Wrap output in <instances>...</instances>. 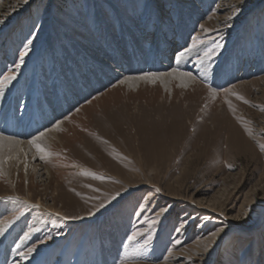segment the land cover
I'll list each match as a JSON object with an SVG mask.
<instances>
[{
	"label": "rangeland",
	"instance_id": "1",
	"mask_svg": "<svg viewBox=\"0 0 264 264\" xmlns=\"http://www.w3.org/2000/svg\"><path fill=\"white\" fill-rule=\"evenodd\" d=\"M99 10L119 47L122 25L142 38L144 66L127 76L159 73V27L171 70L192 20L180 47H201L195 83L118 79L40 129L66 119L45 159L32 146L30 160H1L0 264H264V0H0V80L16 77L0 106L14 99L17 118L34 120L73 63L86 74L83 54L107 50ZM203 60L235 77L216 85Z\"/></svg>",
	"mask_w": 264,
	"mask_h": 264
},
{
	"label": "bare ground",
	"instance_id": "2",
	"mask_svg": "<svg viewBox=\"0 0 264 264\" xmlns=\"http://www.w3.org/2000/svg\"><path fill=\"white\" fill-rule=\"evenodd\" d=\"M114 8L118 12L120 19L123 20V17H121L122 15L120 14V10L116 6H114ZM183 16L184 19H188L189 17L185 13L183 14ZM96 21L99 23V29L101 31L105 29L106 32L105 49L107 50L101 49V55L103 53V57H97V53L96 55H92L88 52L84 53V65L88 67L86 74H83V72L79 71V66H75L73 63V65L69 67L71 79L63 81L59 80L56 85L57 87L55 86L54 88V92L56 94L53 93V96L51 98H48V100H46L43 96L42 100L36 104V123L32 122V119L30 118V114H28L27 109L24 111L26 116H22V119H20V117L17 118V106L14 103V99L13 101H10L8 104H6V106H0V161L4 159H9L11 162L12 159H16V157H18V159H21V157L23 156V159H25V155H27L26 158L30 160L29 158H31V156L29 154L33 152L34 149L29 143V141H33L37 137H39V140H36V142H38L41 147L45 146L44 143L51 144L52 141H57V132L66 119L64 121L58 122L56 125L48 128L44 132H42L40 129L42 127H49L50 125H52V123H54L60 118V115L62 113L68 112L69 110L73 109V107H75V104H78L81 101L87 99V96L92 92H99L98 90L105 87L106 85L110 86L111 84H113V82L115 83V81H117L118 79H121L122 84H126L131 88L135 87L139 81L147 79L145 77H147L148 74L144 73L138 76L126 75V73L129 74L131 70L133 71V69L131 68L139 70L144 66V60L142 61V49L144 47H142L141 43L137 42H142V38H138L135 33L129 31V29L126 27V24L122 25V37L120 43L123 44V47H119L120 44L119 42H117L118 39L114 37V32L112 31L103 11H97ZM184 22L185 24H181V22L179 23V26H181L179 28L182 29L179 32L178 37L180 38V43H178L179 48L176 49V54L174 57L175 59L172 60L173 63L175 62L174 67L171 68V70L169 71L164 70L165 72H162V68L166 67L164 62L171 61V58L167 57L168 55L166 56V53L168 54L172 50L171 45L169 44L170 36L168 37L170 33L168 31H165L166 33H164L163 29L159 27V34L156 33L155 35V37H160V44L158 45L157 43L156 48L154 50V58L159 61H157L156 63L153 59L152 66L153 68H156L155 71H158L159 73L155 72V74H153L157 77L155 80H158L161 85H163V87L169 88L173 80L176 81L178 85H181L183 87H188L195 83L192 73L188 72L192 71L194 67L199 68V66L195 65L194 63V56L201 52V47H196L194 49L189 50L187 49V47H180V45L186 42V34H188L189 32L192 20H185ZM76 51L78 53L81 52L79 47H76ZM107 51L109 54H106ZM181 53H183L182 56H180ZM159 54H161V56ZM202 54L203 53H201V55ZM164 56H166L167 60L165 58H162ZM177 57H180L179 60L177 59ZM259 58L260 57L257 58V63H259ZM89 61L92 62L91 67H89ZM203 63H206L205 69L208 70V80L212 79L216 85L225 84L226 82H229L235 77L234 68L232 70H227L224 65H221L216 70H213L210 69L209 64L204 60ZM121 64H123V66ZM122 68L125 69L126 73H123L124 71L122 70ZM185 73H187L188 75H183ZM45 86L47 89V85ZM4 89L5 91L10 90H8L7 87H4ZM11 90L13 92L14 88H11ZM47 96L50 97V94H47ZM49 103H53L54 105H50ZM18 119L20 120L19 123ZM38 125L40 129H38L37 131H41V133H38V135L35 136L33 139H29L27 141L20 140L21 138L29 137V134H31L33 131H36L35 128H38ZM41 139H44V142H39ZM23 168L26 169V176H30L32 173H38L34 171L36 167H34L32 164L27 163V165L23 166ZM5 174L8 177L10 176L9 171L5 172ZM9 178H11V176ZM25 196L29 200L30 194H28L27 191H25ZM56 197L58 199H54V203L51 204L49 208L57 210L56 202H63L59 195H56ZM37 202L40 203V199H37ZM60 207L61 209L64 207V202L61 204ZM57 211L60 212V210ZM106 255L107 254H104V256ZM2 261L3 260H1V262Z\"/></svg>",
	"mask_w": 264,
	"mask_h": 264
},
{
	"label": "snow or ice",
	"instance_id": "3",
	"mask_svg": "<svg viewBox=\"0 0 264 264\" xmlns=\"http://www.w3.org/2000/svg\"><path fill=\"white\" fill-rule=\"evenodd\" d=\"M25 3H27V0H25ZM235 14V12L233 13ZM194 40V43L198 42L197 41V38H193ZM216 47H220L219 44L216 45ZM211 51V49L209 50ZM28 54V50H27V47H25L24 51L20 52L19 54V59L21 61V63L23 62L24 60V57ZM183 53L180 54V56H182ZM207 55V53H206ZM180 57H177V59L179 60ZM20 67V64H16V68L19 69ZM171 75V74H170ZM183 75H188L187 73L183 74ZM15 75L12 74L11 72L8 74V75H5L3 77L2 80H0V89H2L6 84L10 83L11 81H13L15 79ZM149 80H152L154 82V80L157 78L154 74H148L147 77H145ZM239 99V97H238ZM36 140H39V137H37L35 140L33 141H29V143L36 149L37 153L40 155V159H45L46 156L48 155V153L45 152V149L42 148L38 143H36ZM262 148H264V146H262ZM83 175H88V176H92L93 179H103L102 177H98V176H94L93 174L91 173H87V172H84L82 173ZM129 239H134V236L133 237H130ZM32 252V249L29 248L28 249V252L27 254H30ZM26 254H22V258H24Z\"/></svg>",
	"mask_w": 264,
	"mask_h": 264
}]
</instances>
